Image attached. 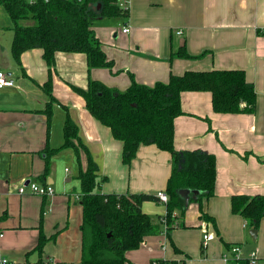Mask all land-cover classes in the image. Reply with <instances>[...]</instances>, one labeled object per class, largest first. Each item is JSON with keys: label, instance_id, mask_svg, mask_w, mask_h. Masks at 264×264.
Masks as SVG:
<instances>
[{"label": "crops", "instance_id": "0c3cea01", "mask_svg": "<svg viewBox=\"0 0 264 264\" xmlns=\"http://www.w3.org/2000/svg\"><path fill=\"white\" fill-rule=\"evenodd\" d=\"M127 8L128 17L93 23L112 67L89 68L84 54L57 53L51 74L55 102L45 90L50 73L44 51L27 50L18 63L12 51L13 24L0 9V70L15 82L14 87L0 90L1 255L8 264H81L83 208L78 175L80 167L86 170L87 157L81 151L79 164L73 148L60 149L67 116L77 125L99 174L107 178L100 192L166 190L172 155L155 145H141L131 164L125 165L123 143L91 115L75 89L86 90L92 80L125 92L133 82L154 87L168 83L172 75L239 70L254 85L253 114L217 113L211 92L193 91L182 94L183 114L174 121L176 151L215 156V195L204 202L203 211L215 220L216 228L201 219L199 204L192 203L183 218L185 227L172 231L173 242L165 232L148 237L127 258L131 264L170 260L227 264V246L239 245L245 259L255 253V264H264V218L254 239L248 222L231 209L234 196H264V0H128ZM124 27H129L128 33ZM184 47L190 58L173 57ZM49 104L50 120L45 113ZM52 149L60 150L48 155ZM24 181L50 185L54 195H20ZM142 210L152 218L167 212L162 202H145ZM41 231L50 240L39 253ZM205 233L215 236L206 248Z\"/></svg>", "mask_w": 264, "mask_h": 264}, {"label": "trees", "instance_id": "16d2710c", "mask_svg": "<svg viewBox=\"0 0 264 264\" xmlns=\"http://www.w3.org/2000/svg\"><path fill=\"white\" fill-rule=\"evenodd\" d=\"M9 15L14 31L13 56L20 63L21 55L31 49H42L49 67L50 78L45 90L52 96L51 74L55 69L57 53L84 54L89 68H110L102 44L93 30V23L111 17H128V9L120 7V0H0V9ZM173 57L190 58L185 47ZM85 100L91 115L111 130L113 137L123 143L122 160L127 166L137 155L139 146L155 145L172 155V173L165 194L166 215L152 218L145 214V202H161L158 194H104L99 191L107 178L88 148L79 137L75 122L67 116L64 126L65 143L60 148H73L81 164L80 153L87 157V168L80 167V203L83 208L81 264H131L129 251L138 250L145 240L165 232L172 241V231L184 228L183 218L192 203H198L200 217L212 223L213 218L203 211L204 202L215 195L216 159L205 152L176 151L174 121L183 114L182 94L209 91L217 113L253 114L257 95L244 71L187 72L172 75L168 83L154 87L135 82L125 91L111 89L99 81H90L88 88L75 89ZM45 113L50 120V104ZM60 149L47 151L55 154ZM49 159L45 173L49 172ZM181 190L199 191L191 195L187 205ZM232 213L241 216L252 230H258L264 218V196L238 195L232 198ZM55 236L51 238L54 240ZM50 240L41 231L36 251L43 252ZM173 242V241H172ZM176 253L181 251L173 244ZM231 246H227L228 251ZM153 264H179L175 260L155 261ZM227 264H250L248 259L228 260Z\"/></svg>", "mask_w": 264, "mask_h": 264}, {"label": "built area", "instance_id": "2783aa9c", "mask_svg": "<svg viewBox=\"0 0 264 264\" xmlns=\"http://www.w3.org/2000/svg\"><path fill=\"white\" fill-rule=\"evenodd\" d=\"M30 1H34V0H30ZM127 3H128V0H121L120 7L124 9H128ZM123 32L128 33L129 27H124ZM14 86H15V82L11 78V76L7 72L0 70V90L4 88H8V87H14ZM18 193L20 195H25L29 193V194L37 195L40 197H49V196L54 195V190L50 185H42V184L31 182V181H24L19 186ZM158 196L162 203L166 204L169 202V199L165 193H159ZM2 237H3V234H0V238ZM214 238L215 236L213 233H205L203 237V247L206 248L209 242H211ZM230 259H234V260L245 259L242 256L241 246L233 245L230 247V250L224 255V260L227 263L228 260ZM247 259L249 260L250 264H255L257 260L255 253H252L250 258H247ZM8 263H9L8 260L1 255V249H0V264H8Z\"/></svg>", "mask_w": 264, "mask_h": 264}, {"label": "water", "instance_id": "95a60500", "mask_svg": "<svg viewBox=\"0 0 264 264\" xmlns=\"http://www.w3.org/2000/svg\"><path fill=\"white\" fill-rule=\"evenodd\" d=\"M180 195L181 197L185 200V203L187 205H189L190 203V199H191V195H193L194 197L200 195V192L199 191H191V190H181L180 191ZM250 235L252 236V238H256V235H257V231L256 230H252L250 232Z\"/></svg>", "mask_w": 264, "mask_h": 264}, {"label": "rangeland", "instance_id": "374dc122", "mask_svg": "<svg viewBox=\"0 0 264 264\" xmlns=\"http://www.w3.org/2000/svg\"><path fill=\"white\" fill-rule=\"evenodd\" d=\"M76 181V179H74ZM77 182V181H76ZM79 187V186H78ZM80 188V187H79ZM80 191V190H79ZM80 196V195H79Z\"/></svg>", "mask_w": 264, "mask_h": 264}]
</instances>
